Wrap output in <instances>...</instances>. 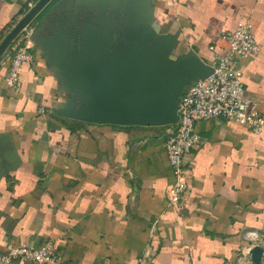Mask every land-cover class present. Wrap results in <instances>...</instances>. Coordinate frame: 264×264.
<instances>
[{"label":"crops","instance_id":"1","mask_svg":"<svg viewBox=\"0 0 264 264\" xmlns=\"http://www.w3.org/2000/svg\"><path fill=\"white\" fill-rule=\"evenodd\" d=\"M38 1L0 0V44ZM127 1L69 6L120 14ZM56 3L25 30L33 59L20 88L7 87L9 64L0 59V252L53 240L67 264H238L249 235L264 236V131L198 124L189 191L171 206L170 126L91 124L55 113L71 99L35 37L47 35L49 23L41 24ZM149 8L158 32L175 36L176 56L205 65L223 32L253 24L261 51L241 68L245 97L264 113V0H150Z\"/></svg>","mask_w":264,"mask_h":264},{"label":"water","instance_id":"2","mask_svg":"<svg viewBox=\"0 0 264 264\" xmlns=\"http://www.w3.org/2000/svg\"><path fill=\"white\" fill-rule=\"evenodd\" d=\"M45 21L51 29L56 15L69 13L56 28V36L35 37L50 55L68 90L70 101L55 113L85 123L122 127H164L178 123L179 104L191 84L213 73L192 55L176 56L172 34L154 27L150 0H128L123 13L106 8L80 12L75 34L69 23L72 0H39L0 44V59L19 34L51 4ZM86 22H90L87 24ZM74 40V41H73ZM72 42L76 51L71 49ZM255 264L264 250L254 248Z\"/></svg>","mask_w":264,"mask_h":264},{"label":"built area","instance_id":"3","mask_svg":"<svg viewBox=\"0 0 264 264\" xmlns=\"http://www.w3.org/2000/svg\"><path fill=\"white\" fill-rule=\"evenodd\" d=\"M27 27L13 41L4 59L8 62L5 83L7 87L20 88L19 75L25 63L33 56L27 46ZM223 45L210 48L214 54L211 64L213 73L208 78L195 82L186 88L181 96L178 123L165 140V150L175 176V183L169 193V204L180 207L189 191L187 182L189 168L187 159L202 145L197 125L208 121H222L244 125L254 134L264 131V113L255 101L245 97L242 64L256 59L261 48L256 40L254 25L241 24L234 32L220 35ZM252 246L240 257L238 264H255L251 251L260 247L264 250V236L250 234ZM0 264H67L62 252L53 240L40 246L8 244L0 252ZM261 264H264L262 260Z\"/></svg>","mask_w":264,"mask_h":264},{"label":"flooded vegetation","instance_id":"4","mask_svg":"<svg viewBox=\"0 0 264 264\" xmlns=\"http://www.w3.org/2000/svg\"><path fill=\"white\" fill-rule=\"evenodd\" d=\"M68 11H65V14L64 15H61V16H59V15H56V19L51 23V25H52V28L51 29H49L48 28V30H47V35L48 36H51V37H55L56 36V28H58L62 23L61 22H59V19H65L66 18V16L68 15ZM71 18H72V20L74 21V23L72 24V23H69V27H71V29H72V31H73V33L75 34V32H76V29H77V27H78V24H77V22L80 20V19H82V14L80 13V11L77 9V8H75L74 6L72 7L71 6V10H70V15H69ZM87 24H90V22H86ZM74 41V40H73ZM71 49L73 50V51H76V49H77V47H76V44H75V42H72V47H71Z\"/></svg>","mask_w":264,"mask_h":264}]
</instances>
